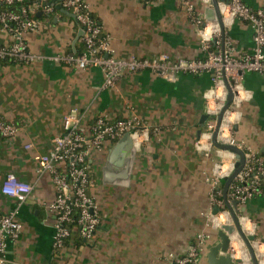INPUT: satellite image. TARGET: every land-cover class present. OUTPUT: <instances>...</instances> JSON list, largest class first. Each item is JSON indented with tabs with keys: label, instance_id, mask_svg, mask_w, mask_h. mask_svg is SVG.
<instances>
[{
	"label": "crops",
	"instance_id": "crops-1",
	"mask_svg": "<svg viewBox=\"0 0 264 264\" xmlns=\"http://www.w3.org/2000/svg\"><path fill=\"white\" fill-rule=\"evenodd\" d=\"M242 1L264 9V0ZM85 2L119 58L162 53L172 59L204 57L198 30L178 0ZM192 2L204 19L212 1ZM56 5L60 2L51 0V13H37L40 29L22 37L30 52L46 59L84 49L80 29ZM226 37L236 57L251 51L253 32L245 23L234 21ZM9 44L8 33L0 27V46ZM46 59L34 64L0 61V121L18 129L13 139L0 136V187L9 173L33 187L18 213L20 239L8 245L5 264H170L183 257L199 235L209 236L200 255L201 264H206L208 247L219 242L218 229H211L205 219L211 206L206 177L215 164L237 162L235 155L216 147L206 158L199 143L207 121L210 74L182 75L168 83L141 72L124 75L113 88L102 89L99 69L79 71ZM242 83L250 99L240 109L234 137L264 156V75L245 74ZM73 109L83 116L85 128L100 117L115 122L137 116L148 128V141L135 147L127 188L102 183L101 170L117 142H106L93 154L89 193L97 204L99 225L89 241L71 237L55 252L54 215L46 208L55 192L50 176L38 177L36 167L39 157L51 151L52 139L62 134L63 117ZM221 189L224 196L222 182ZM13 206L14 201L0 193V215ZM242 209L256 240L264 241V187ZM257 252L264 253L263 244ZM232 258L250 264L244 245Z\"/></svg>",
	"mask_w": 264,
	"mask_h": 264
},
{
	"label": "built area",
	"instance_id": "built-area-1",
	"mask_svg": "<svg viewBox=\"0 0 264 264\" xmlns=\"http://www.w3.org/2000/svg\"><path fill=\"white\" fill-rule=\"evenodd\" d=\"M23 2L24 0H3L4 8L0 7V27L10 37L9 45L0 46V61L34 64L46 59L30 52L22 37L26 32H36L40 29L36 13L49 14L53 7L46 4V0H33L29 7H22L19 12L8 10L14 3ZM178 2L198 30L203 58L172 59L166 53L152 58H119L110 47L109 38L103 34L102 28L91 16L85 0H60L61 9L70 12L73 23L82 30L84 49L80 54L64 53L46 60L66 64L79 71L87 68L99 69L103 75L102 89L113 88L124 75L141 72H149L168 83L177 82L182 75L210 74L211 88L205 103L207 121L199 140L206 158H209L210 151L214 148L212 135L218 116L225 108L230 89L232 100L222 113L216 142L241 150L244 154V164L227 190V203L224 201L221 182L231 175L235 164L214 165L206 177L211 206L205 219L213 230H217L222 224L232 223L228 204L233 201L238 206L236 215L242 230L246 235H253L254 231L246 228L250 221L241 212V208L263 191L264 156L238 142L234 137V128L241 121L240 109L243 103L250 99V94L243 87V76L252 73L264 75V9H253L242 0L218 2L223 24L221 31L218 24L206 22L202 15L196 12L192 0ZM236 20L245 23L253 32L251 51L240 57L234 55L232 43L226 37V32ZM82 119L81 113L75 109L63 117L62 134L52 139L51 151L39 157L36 167L38 177L50 176L55 192L53 201L46 207L54 215L52 247L55 252L61 251L65 242L73 236L85 242L89 241L99 225L97 204L89 193L92 186L93 154L99 153L106 142L115 143L126 134L131 137L136 148L148 141V128L137 116L115 122L100 117L89 128L84 127ZM17 133L18 129L13 124L0 121V136L3 139H13ZM32 190L31 184L20 181L13 173L7 174L2 181L0 193L13 200L14 206L0 215V264L6 262L8 245L20 239L22 227L17 217ZM214 208L218 209L216 215L213 214ZM208 238L209 236L199 235L196 244L191 246L183 257L173 259L170 264H201L200 255L204 241ZM231 241L229 253L234 256L236 251L233 244L237 243V238L234 237ZM238 243L240 252L244 244ZM259 244L261 242L255 240V249H258ZM258 256L264 264V253Z\"/></svg>",
	"mask_w": 264,
	"mask_h": 264
},
{
	"label": "water",
	"instance_id": "water-1",
	"mask_svg": "<svg viewBox=\"0 0 264 264\" xmlns=\"http://www.w3.org/2000/svg\"><path fill=\"white\" fill-rule=\"evenodd\" d=\"M211 1L212 5L205 8L204 10V20L206 22L218 24L220 30L223 31L221 15L218 9V1ZM56 2H60V0H52L53 4H55ZM55 7L57 10H60L62 13L73 18L72 15H70L65 10L61 9L59 5H56ZM80 32L82 34V30H80ZM231 100L232 94L230 89H228L227 102L223 111L228 107ZM222 113L218 116L216 128L212 135V143L214 147L235 155L237 159V162L234 165V171L231 173V175L222 180V183L224 184V201L227 203V190L235 176L240 172L241 168L243 167L244 154L241 150H238L235 147L222 145L216 142V133L220 124ZM136 154V148L134 147V143L131 137L128 134L124 135L121 139L117 141L116 145L109 153V156L107 157V160L101 170L102 183L109 186L116 185L119 187L127 188L129 186L130 176L134 166ZM228 209L230 211L232 223L222 224L218 227L217 238L219 242L215 246L208 247L209 252L207 255L206 264H243V260H235L229 253V245L234 237L237 238V242H242L246 247L250 259V264H262L261 260L258 259L257 249H255L254 247V242L256 240L255 234L246 235L242 230V227L240 226L238 217L236 215L238 214V206L236 202H230V204H228ZM241 212H244V209H242ZM217 213L218 209L214 208L213 214L216 215ZM260 242L264 245V241Z\"/></svg>",
	"mask_w": 264,
	"mask_h": 264
},
{
	"label": "trees",
	"instance_id": "trees-1",
	"mask_svg": "<svg viewBox=\"0 0 264 264\" xmlns=\"http://www.w3.org/2000/svg\"><path fill=\"white\" fill-rule=\"evenodd\" d=\"M1 1L2 2L0 3V7L4 8L3 0H1ZM32 3H33V0H24V2L21 4L14 3L13 5L9 6L8 10L13 11V12H19L22 7H29ZM46 4L51 5V0H46ZM35 16H37V13ZM40 18H41V16H40ZM73 237H76V239L78 241H83V240L79 239L77 236H73Z\"/></svg>",
	"mask_w": 264,
	"mask_h": 264
},
{
	"label": "bare ground",
	"instance_id": "bare-ground-1",
	"mask_svg": "<svg viewBox=\"0 0 264 264\" xmlns=\"http://www.w3.org/2000/svg\"><path fill=\"white\" fill-rule=\"evenodd\" d=\"M251 227H252V226H251ZM246 228L249 229L250 226H247ZM237 243H238V242H237ZM237 243H236V244H235V243L233 244V248L235 249L236 254L238 255V254H239V252H238V249H239V247H238L239 245H238V244H239V243H238V244H237ZM243 248H244V247H243ZM242 252H244V251H242ZM262 252H263V251H262ZM246 254H247V253H246Z\"/></svg>",
	"mask_w": 264,
	"mask_h": 264
}]
</instances>
